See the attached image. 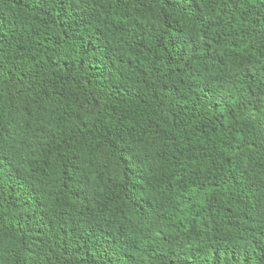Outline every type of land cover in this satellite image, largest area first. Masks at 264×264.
Wrapping results in <instances>:
<instances>
[{"label":"trees","instance_id":"16d2710c","mask_svg":"<svg viewBox=\"0 0 264 264\" xmlns=\"http://www.w3.org/2000/svg\"><path fill=\"white\" fill-rule=\"evenodd\" d=\"M0 264H264V0H0Z\"/></svg>","mask_w":264,"mask_h":264}]
</instances>
